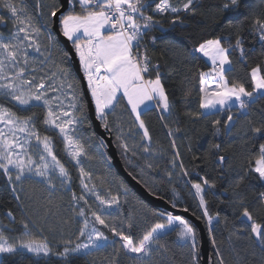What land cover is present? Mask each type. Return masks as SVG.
<instances>
[{
    "label": "snow or ice",
    "instance_id": "obj_1",
    "mask_svg": "<svg viewBox=\"0 0 264 264\" xmlns=\"http://www.w3.org/2000/svg\"><path fill=\"white\" fill-rule=\"evenodd\" d=\"M67 2L69 0H66ZM70 3L71 9L61 13L58 18L59 24L63 36L72 42L79 57L80 67L95 104L96 118L103 122L105 128H108L109 110L115 115L120 101L126 100L127 108H130L131 116L134 117L132 126H138L142 130V140L151 141L149 130L142 118L151 111L148 102H155L163 112L171 113L172 110L162 83L159 65L152 63L146 46L142 42L148 30L160 23L153 15L146 14L151 4L148 0H70ZM197 3L198 0H181L174 5L171 0H159L155 6V12L161 16L171 13V23L175 25L183 23L182 13L196 15L199 10ZM77 6L79 11L75 10ZM246 7L242 0H218L214 10L231 26L236 18L230 15L232 13L242 16L243 20L250 19L241 11ZM0 9L8 13L7 16L0 14V24H3L6 19H11L14 25V30L9 35L0 33V174L6 179V187H10L11 191L16 193L17 187L23 190L25 183H42L51 190L56 187L53 183V176H56L60 180L61 187L71 190L72 177L67 167L58 159L52 137L42 135L38 131L33 116L18 115L17 111H13L6 104L15 102V107L20 112L31 111L35 107L42 106L46 110L43 124L48 129L58 132L62 138L67 155L75 161L79 169L83 192L94 196L99 205L103 206L93 208L84 194L77 196L75 192H72L74 202L83 201L84 205H88L87 213L84 207L77 210V215L84 219L76 240L86 238V242H73L70 238L60 239L54 247L47 237L38 239L32 233L29 223L22 219L19 223L24 231L17 238L10 239L8 235L0 231V254L12 255L19 250H26L37 257L56 256L68 264L70 256L94 255L96 251L110 246L113 252L108 264H119L121 254L132 260L134 264H152L153 254L159 249L166 250L161 244L160 234L166 227L171 228L176 225L178 227L175 231L180 240L190 242L193 264H196L198 254L196 230L184 218L169 215L163 222L154 223L140 236L134 237L131 234V229L134 227L131 217L126 221H120L129 229L126 233L117 227L114 222L116 217H113L112 213L105 212V209H111L119 204V197L109 194L106 198L96 190L95 184L90 186L92 173L82 166L81 157L89 160L94 157L86 151L84 144L75 135L79 132V126H82L87 119L85 116L87 106L81 102L75 79L68 68L50 61L51 52H48L45 60L52 63L56 71L37 77L35 73L40 69L35 66L34 58L30 57L29 50L32 49L44 55L38 38L45 32L34 22V17L29 13L24 0H18V2L17 0H0ZM59 11V7L54 6L49 16L57 18ZM54 22L55 19H53ZM236 27L242 28L243 22L241 21ZM248 27L264 47V15L252 17ZM47 39L51 44V34H47ZM195 51L211 61L212 71L211 73L202 72L199 75V108L204 112H189L187 115L198 120L205 112L211 115L229 106V114L224 125L227 129L229 126H234L230 107L234 102L244 114L243 118L247 119L246 110L251 107L249 102H255L257 96L259 99H264V74L259 65L251 69V90H248L243 82L229 81L227 73L232 67L231 54L239 52L241 62H246L243 39L238 36L232 42L220 35L204 38ZM210 77L215 82L214 87H211ZM50 93H57V95L53 96ZM220 124L219 119L213 121L216 134L220 133V128L217 127ZM250 130L253 133L250 139L254 144L257 142L259 144L258 154L255 156L254 166L249 162V167L244 174H237L234 180V186L237 189L250 174H255L254 178L262 182L264 186V118L259 126L250 123ZM176 131L180 129L177 128ZM169 135H172L171 129ZM116 139L120 141L122 137L118 135ZM119 146L124 152L130 151L126 142L120 143ZM211 147L216 152L221 150V145L218 143L212 144ZM143 150L150 151L146 146H143ZM179 155L177 152L176 156L179 157ZM195 159L197 157L194 156L193 160ZM217 160L220 166L226 163L224 155H219ZM172 165L177 166L175 159ZM179 168L183 176L189 175L182 160ZM168 175L171 178L172 174ZM196 175L199 176V173ZM200 181H189V183L195 190L199 207L202 209V217L206 219L211 232L213 220L215 219L219 224L221 218L218 213L215 217L209 214L205 189L216 188V182L206 177H200ZM234 195L236 198L233 204L239 210L238 219L241 220V226L231 232L229 238L233 236L236 239L244 238L264 253V224L258 222L253 215L254 211L264 210V191L259 192L256 201H248L238 192H234ZM16 199L19 200L20 196L16 195ZM183 211L187 212L188 209L184 208ZM88 213L91 220L88 218ZM7 216L11 222H16L12 211H8ZM108 217L112 218V222ZM224 222L226 223V220ZM96 225L107 229L113 237L118 238V241H109L105 232L98 229ZM249 228L250 234H247L246 229ZM49 230L55 232L56 229L49 225ZM212 243L219 257L218 264H225L216 240L213 239ZM60 245H63L62 249ZM0 264H6V261H0Z\"/></svg>",
    "mask_w": 264,
    "mask_h": 264
},
{
    "label": "trees",
    "instance_id": "obj_2",
    "mask_svg": "<svg viewBox=\"0 0 264 264\" xmlns=\"http://www.w3.org/2000/svg\"><path fill=\"white\" fill-rule=\"evenodd\" d=\"M171 2L176 5L181 0H171ZM242 2L247 7L241 11L247 14L250 19L243 20L242 16L232 13L230 15L236 18L231 26L215 12L214 5L218 3V0H198L197 7L199 10L197 14L193 16L182 13L183 23L173 25L171 13L161 16L155 12V6L159 0H148L151 7L146 14L153 15L160 23L148 30L142 42L146 46L147 54L152 63L159 65L162 83L172 105L171 113L164 114L161 107L157 105L156 108H151V111L142 117L151 136L150 146H146L144 140L141 139L142 132L138 126H132L134 117L131 116L130 108H127L126 100L120 101V106L116 108L115 115L108 112V128H105L100 120L102 128L111 134L125 170L137 182L141 183L148 193L158 199L161 198L170 206L175 204V208L180 211L187 208L188 213L204 223L209 237L210 256L213 264H218L219 260L216 255V248L212 243L213 239L216 240L217 247L223 254L225 264H264V253H261L258 247H254L250 241L244 238L236 239L234 236L229 238L231 232L241 226V220L238 219L239 210L233 204L236 198L234 192L245 196L248 201H256L259 192L264 191L262 182L254 178L255 174L246 176L240 188L237 189L234 186L237 174L243 175L249 167V162L252 166L255 165V156L258 154L259 144L258 142L254 144L250 139L253 136L250 123L259 126L262 122L264 99H259L257 96L255 102H250L251 107L246 110L247 119L243 118L244 114L239 109L231 110L234 126H229L227 129L224 125L229 114L228 109L211 115L204 114L198 120L187 115L189 112H202V109L199 108V75L202 72L208 73L212 70L211 64L199 52L195 51V48L204 38L220 35L234 42L238 36L241 37L244 41L245 57L249 53L256 52L260 58L257 65L261 67L262 74H264V47L261 46L258 37L248 27L252 17L264 15V0H242ZM24 3L27 5L29 13L34 17L36 25L42 27V31L45 32L42 36L44 55H39L42 58L37 62L35 61V66L40 69L35 75L40 77L50 71H56L53 64L45 60V56L51 52L50 61L69 69L71 76L76 81L81 102L87 106L83 87H81V81L73 70L70 55L59 43L56 34L53 33L54 18H51L49 13L54 6L61 9L60 1L24 0ZM71 7L72 5L68 10ZM75 10L79 11V7L77 6ZM0 14L8 15L3 9H0ZM241 21L243 27L237 29L236 25L240 24ZM13 30L14 25L11 19H6L3 24H0V32L10 34ZM47 34L52 36L51 44L47 39ZM230 58L232 67L231 71L227 73L229 81L243 82L246 88L251 90L250 72L252 68H249L247 62H241L239 52H233ZM6 106L17 111L18 115L33 116L38 131L42 135L52 137L57 157L69 170L72 180L70 191L66 190V187H62L64 190L59 189V193L56 192V194H51L46 198L37 196L33 202H30L22 195H19L20 199L17 200V194L13 193L10 187H6V179L0 174V231L8 235L10 239L17 238L24 231L19 223L23 219L29 223L32 233L38 239L47 237L54 247L60 239L70 238L76 242V236L74 237L76 218L74 217L77 210H75L74 205L79 204L80 207H84L86 213L88 205H84L83 201L75 203L72 200V192H75L77 196L84 194L93 208L96 204L95 197L83 192L80 185L79 169L67 155L58 132L48 129L43 124L46 110L39 106L31 111L20 112L15 107V102L7 103ZM85 116L87 119L77 137L84 144L86 151L94 157L91 160L81 157L82 166L86 171L92 173L90 186L95 184L96 190L106 198L109 197V194L119 197V204L114 205L110 210H106V213H112V216L116 217L114 222L117 227L126 233L129 232V229L126 224H121L120 221H126L131 217L134 225L131 234L138 237L154 223L163 222L162 216L167 214L154 208L151 204H147L117 173L108 151L105 149L104 142L93 129L87 107ZM215 119L221 121V124L217 126L220 128L219 134H216V128L213 126ZM177 128L180 131L177 132ZM170 129L172 135H169ZM118 135L122 137L120 141L116 139ZM173 141L175 142L174 145ZM123 142L128 144L130 151L124 152L123 148L119 146ZM216 143L221 145L219 152L211 147L212 144ZM143 146L148 147L150 151L145 152ZM177 152L180 154L179 157L176 156ZM219 155L226 157V163L223 166H220L217 160ZM194 156L197 159L193 160ZM173 159L176 160V167L172 165ZM181 160L189 172L186 177L182 175L179 168ZM169 173L172 174L171 178H169ZM197 173L199 176L196 175ZM200 177H206L216 182V188L205 189L209 214L215 217L218 213L221 218L219 224L215 219L213 220L211 232L206 219L202 217L199 200L192 191L191 183H189V181L201 182ZM8 211L13 212L16 222H11L7 216ZM88 215L91 217L90 213ZM253 215L258 222L264 224V210L254 211ZM108 218L112 222V218ZM49 225L55 227V232L49 230ZM96 227L105 232L109 241H118V238L113 237L107 229H102L100 225H96ZM194 228L198 249L196 264H201L200 236L195 226ZM246 233L250 234V228L246 229ZM161 244L165 246L166 250L159 249V256L157 257L158 253H156L153 264H193L190 244L182 242L175 230L165 234L161 239ZM62 247L63 245H60L61 249ZM112 252L113 249L109 246L96 251L94 255L70 256L68 264H108ZM0 261H6V264H65L56 256L37 257L26 250H19L12 255L0 254ZM119 264H130V262L121 254Z\"/></svg>",
    "mask_w": 264,
    "mask_h": 264
},
{
    "label": "water",
    "instance_id": "obj_3",
    "mask_svg": "<svg viewBox=\"0 0 264 264\" xmlns=\"http://www.w3.org/2000/svg\"><path fill=\"white\" fill-rule=\"evenodd\" d=\"M61 3V9L57 13V18L55 19L54 26H53V33L56 34L58 41L62 46L65 48L66 52L70 55V60L73 66V70L78 76V78L81 81V87H83V94L84 98H86L87 102V109L89 112V119L92 120L93 129L95 130L98 137L104 142L105 149L108 151V154L111 158V162H113L114 169H116L117 173L120 174V176L130 185V187L133 189L135 194L139 195L147 204H151L154 208L158 210L164 211L167 215L171 216H180L187 220L189 223L193 224V226L196 227L198 230V235L200 236V256H201V264H213V261L211 260L210 256V245H209V237L206 232V228L204 226V223H202L200 220H198L195 216L193 217L190 213L185 211H180L177 208L170 206L168 203H166L161 198L158 199L155 196H153L151 193H148L147 190L144 188V186L137 182L130 174L127 172L123 166V163L121 162L119 158L118 151L116 149V146L111 138V134L102 128L101 121L96 118L95 115V104L92 100L91 93L88 90L87 82L84 77L83 70L80 67L79 64V57L75 52L74 46L71 43V41L67 40L66 37L63 36L61 31V26L59 24V17L61 13H66L69 9L71 3H66V0H59Z\"/></svg>",
    "mask_w": 264,
    "mask_h": 264
},
{
    "label": "rangeland",
    "instance_id": "obj_4",
    "mask_svg": "<svg viewBox=\"0 0 264 264\" xmlns=\"http://www.w3.org/2000/svg\"><path fill=\"white\" fill-rule=\"evenodd\" d=\"M0 33H3V32H0ZM4 35H9V34H5V33H3ZM42 36L43 35H41L39 38H38V40H39V43L41 44V52L43 53V50H44V45H43V41H42ZM72 43V42H71ZM29 55H30V57H32V58H34V61H39L40 60V58H42L41 56H39V55H41V53H37L36 51H34V50H32V49H30L29 50ZM36 62H35V64H36ZM211 65H212V63H211ZM208 73H211V71H209ZM86 82H87V80H86ZM49 83H51V81H49ZM215 86V82H212L211 83V87H214ZM50 95H57V93H50ZM247 99V98H246ZM65 103H67V101H65ZM228 107L229 106H226L224 109H228ZM230 107H231V110H233L234 108H236V109H238V106L233 102L231 105H230ZM224 109H221L220 111H222V110H224ZM161 110H162V108H161ZM109 112H111L110 110H109ZM163 112V111H162ZM202 112H204V110H202ZM164 114H167V112H163ZM204 114H208V113H204ZM81 127L82 126H79V132H81ZM78 132V133H79ZM141 132H142V130H141ZM78 133H76L75 135H78ZM144 142H145V145L147 146H150L151 145V142L150 141H147V140H144ZM149 152V151H148ZM70 158V157H69ZM70 160H72L71 158H70ZM73 161V160H72ZM73 162H75V161H73ZM35 179H39V178H35ZM53 183L56 185V187H55V189H48L47 188V186L45 185V184H42V183H35V184H29V183H25L24 185H23V190H21V188L20 187H17V191H16V194L17 195H22V197H24V198H26L27 199V201H28V199L30 200V202H33L34 201V199H36L35 197H37V196H39V197H44V198H46V197H48L49 195H51V194H56V192L57 193H59V189H62V187H61V184H60V180L56 177V176H53ZM62 190H64V189H62ZM192 191H194V193H195V190L192 188ZM89 195V194H88ZM76 203V202H75ZM74 207H75V210H78L79 208H80V206H79V204H75L74 205ZM97 207H103V206H100L99 205V203H98V201H96V204H95V208H97ZM106 210H110V209H105V212H106ZM167 216H169V215H163L162 216V219H163V221L166 219V217ZM74 218H76V221H75V228H76V230H75V232H76V234L74 235V237L76 236L77 237V235H78V230H79V228L80 227H82V221H83V217H80V216H78L77 215V211H76V213H75V217ZM88 218H89V220H91V217H89V215H88ZM91 226V225H90ZM178 226H176V225H174V226H172L171 228H165L164 230H163V232L160 234V236H161V239H162V237L165 235V234H167L168 232H172V231H174L176 228H177ZM211 228H213V224L211 225ZM99 229V228H98ZM76 242H86V238H81L79 241H76ZM182 242H185V243H187V244H190V242H186V241H182ZM99 243H103V242H99ZM156 253H158L157 254V257L159 256V253H160V250H158V251H156L154 254H153V256H152V264H153V262H154V260L156 259V258H154V257H156ZM162 253V252H161ZM160 256H161V254H160ZM129 262H130V264H134V262L132 261V260H130L129 259Z\"/></svg>",
    "mask_w": 264,
    "mask_h": 264
},
{
    "label": "crops",
    "instance_id": "obj_5",
    "mask_svg": "<svg viewBox=\"0 0 264 264\" xmlns=\"http://www.w3.org/2000/svg\"><path fill=\"white\" fill-rule=\"evenodd\" d=\"M200 55L205 60H207L208 63L211 64V61L208 60L207 57H204L201 53H200ZM245 58H246V62L248 64L249 68L255 67V65H257L260 62V58L258 57V54L256 52H252V53L247 54ZM225 67L227 68L228 66L226 65ZM212 82H214V81H211V83ZM148 104H149L150 108H156L157 107V104L155 102H148Z\"/></svg>",
    "mask_w": 264,
    "mask_h": 264
},
{
    "label": "built area",
    "instance_id": "obj_6",
    "mask_svg": "<svg viewBox=\"0 0 264 264\" xmlns=\"http://www.w3.org/2000/svg\"><path fill=\"white\" fill-rule=\"evenodd\" d=\"M143 52V49L141 50ZM212 71V70H211ZM210 81H214V80H211V77H210ZM250 103V102H249Z\"/></svg>",
    "mask_w": 264,
    "mask_h": 264
}]
</instances>
